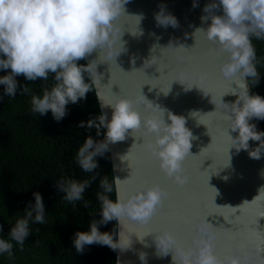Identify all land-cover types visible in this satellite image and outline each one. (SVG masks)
Here are the masks:
<instances>
[{
  "label": "clouds",
  "instance_id": "clouds-1",
  "mask_svg": "<svg viewBox=\"0 0 264 264\" xmlns=\"http://www.w3.org/2000/svg\"><path fill=\"white\" fill-rule=\"evenodd\" d=\"M127 2L128 0H0V70H10L7 75L0 76L4 95L16 96L18 76H23L31 82L37 79L47 81L49 73H52L56 83L50 90L45 88L42 97L36 95L31 97V112L43 116L51 111L56 121L63 119L67 112L66 106L69 103H78L91 91L92 84L86 82L85 74H88L92 83L96 82L98 76L94 60L86 65L78 61L84 60L96 49L101 50L106 60H115L122 52L127 51L120 41L122 34L114 23L124 12V5ZM197 6L194 0L193 8ZM159 8L160 10L154 14L157 25L165 28L169 25L177 27L179 24L177 18L166 12V6L160 5ZM216 10L222 11V14H215ZM203 12L207 15L202 16L201 20H210L211 23L207 28H197L195 33L202 32L208 41L217 45L219 51L228 54V58L220 65V72L226 81L238 86L225 94L236 95L234 103H224L223 95L219 104H214L216 109L219 107L223 110L224 118L229 122L232 132L238 133L235 138L228 134L236 145L234 148L237 151L241 149L248 151L250 158L260 159L264 153L262 139L264 132L256 131V126L249 121L253 117L264 120V97L249 95L245 78L248 80L251 78L254 85L260 80L256 67V50L250 37L264 39V0H213L212 3L205 5ZM137 17L139 20L142 19L141 16ZM118 44H122L123 47H118ZM170 44L171 42L168 46ZM181 47L185 48L184 46L178 48ZM204 78L206 74L201 76V79ZM186 79L187 74H178L180 84ZM194 85L199 88L193 84L187 90ZM29 91V86H22L21 93L26 94ZM142 98V100L120 98L114 103L105 104L113 109L110 120L101 114L95 119L88 120L86 125L82 121L80 127L89 129L94 127L97 135L104 129V138L95 141L89 135L76 154L77 163L86 172L97 169L98 163L95 158L104 155L110 144L124 141L128 130L131 129L132 134L142 132V137H154V140L150 139L144 144L146 150L158 160L159 168L165 176L173 179L176 184L183 185L188 177L183 175L182 164L190 153L192 146L190 140L193 138L191 131L185 127V118L168 112L167 118L170 123H167L166 110L156 105L160 114L142 120L134 105L146 100L147 108L153 106L144 95ZM210 113L212 112L207 114ZM250 140L259 141V146L250 150ZM133 146L134 144L131 149ZM131 149L121 157V160H127ZM129 167L131 168L130 162ZM261 174L264 175V172ZM115 182L119 183L121 180L115 178ZM89 186L88 180L82 183L75 180L65 182L61 178L58 181L59 189L65 193L63 199L68 202L82 200V194ZM100 187L103 192H98L97 198L101 202L102 218L99 221L92 220L88 231L75 233L73 246L77 253H82L86 245L92 244L106 245L112 250L118 249L119 242L113 238L115 229L112 233H102L98 225L113 220L119 224L124 220L148 224L162 207L164 199L169 196L166 189L159 184H153L138 189L125 200L117 198L113 201L105 195L113 191L107 176L101 180ZM33 196L34 204L30 203L25 208L22 218H16L8 234L11 241L20 245L21 250L25 238L30 234L29 222L37 224L45 222L42 195L34 192ZM215 229L206 222L195 225V235L191 246L187 248L173 233L165 230L154 239L156 255L166 256L172 252L174 264H254L246 254L223 258L218 256L215 253L214 242L217 237ZM2 230L3 226L0 225V232ZM12 249L13 244L9 240L0 238V254L7 253L11 258ZM139 258L146 264L145 253L141 252Z\"/></svg>",
  "mask_w": 264,
  "mask_h": 264
},
{
  "label": "water",
  "instance_id": "water-1",
  "mask_svg": "<svg viewBox=\"0 0 264 264\" xmlns=\"http://www.w3.org/2000/svg\"><path fill=\"white\" fill-rule=\"evenodd\" d=\"M212 2L195 0L198 6L193 8L194 0H128L124 12L114 22L127 51L115 60H106L100 49L86 57L87 63L94 60L97 64L94 85L107 120L111 119L113 109L105 104L120 98L142 100L144 95L153 106L147 108L146 100L134 105L142 120L159 115V105L166 110L167 123L168 112L183 116L193 137L190 153L182 164L183 175L188 177L183 185L165 176L158 160L146 150L144 144L154 137H142V132L132 134L129 129L124 141L109 145L114 178L121 180L115 182L117 198L125 200L131 193L153 184L169 193L161 212H156L148 224L128 220L118 223L116 264H143L141 252L146 254V264H169L173 253L157 256L154 239L168 230L187 248L195 235L187 226L204 222L216 228L214 243L218 256L246 254L254 264H264V153L260 159H253L248 151L234 148L229 135L235 138L238 133L232 132L223 110L216 109L214 104L238 87L226 81L220 72L228 54L219 51L202 32L195 33L197 28H207L211 23L201 17L207 15L203 12L205 5ZM160 5H165L166 12L177 18V27L157 25L154 14ZM215 14L221 15L222 11L216 10ZM181 73L188 76L183 84L178 82ZM204 74L206 78L201 79ZM193 84L200 89L194 85L187 90ZM245 84L249 95H253L248 78ZM236 99L231 94L222 97L228 104ZM249 123L256 126V131L264 132L261 119L253 117ZM259 143L250 140L249 149H255ZM130 149L127 160H121Z\"/></svg>",
  "mask_w": 264,
  "mask_h": 264
},
{
  "label": "trees",
  "instance_id": "trees-1",
  "mask_svg": "<svg viewBox=\"0 0 264 264\" xmlns=\"http://www.w3.org/2000/svg\"><path fill=\"white\" fill-rule=\"evenodd\" d=\"M256 50V67L260 74L259 83L249 78L253 95L264 97V39L250 37ZM88 64L86 58L78 61ZM10 70H0V76ZM86 82L92 84L91 91L78 103H69L63 119L56 121L51 111L41 116L31 112V97L41 96L45 88L51 89L56 83L54 74L49 73L47 81L37 79L27 81L16 77L18 90L15 97L4 95L0 85V238L13 244V255L0 254V264H116L117 249L106 245H86L82 253H77L73 238L77 231H88L92 220L102 217L101 202L97 198L101 180L107 176L113 191L105 193L113 201L117 199L112 157L109 150L95 159L98 168L84 171L76 160V154L84 140L91 135L95 141L103 140L104 129L97 135L96 129L80 127L83 121L95 119L102 114L94 83L88 74ZM29 86L28 93H21L22 86ZM264 131V120H261ZM63 178L82 183L90 181L83 199L68 202L65 193L58 187ZM34 192L42 195L44 203L43 224L29 222L30 234L25 238L23 250L11 241L9 232L17 217L29 204H34ZM99 231L114 232L118 241V222L113 220L98 225Z\"/></svg>",
  "mask_w": 264,
  "mask_h": 264
},
{
  "label": "bare ground",
  "instance_id": "bare-ground-1",
  "mask_svg": "<svg viewBox=\"0 0 264 264\" xmlns=\"http://www.w3.org/2000/svg\"><path fill=\"white\" fill-rule=\"evenodd\" d=\"M157 212H161V208ZM193 226H194L193 224H190V225L187 226V229L190 231L191 234L194 232V228L195 227H193ZM169 264H174V261H169Z\"/></svg>",
  "mask_w": 264,
  "mask_h": 264
}]
</instances>
